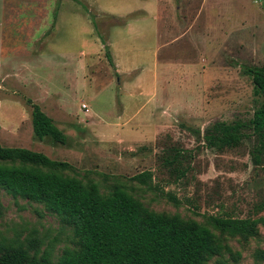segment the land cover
<instances>
[{
  "label": "rangeland",
  "instance_id": "374dc122",
  "mask_svg": "<svg viewBox=\"0 0 264 264\" xmlns=\"http://www.w3.org/2000/svg\"><path fill=\"white\" fill-rule=\"evenodd\" d=\"M0 34V60L16 48L19 62L0 66L2 145L65 161L61 173L103 195L119 187L149 210L206 225L222 245L207 264L262 263L263 223L244 239L212 218L264 217V141L250 128L238 146L209 149L193 131L248 121L263 99L241 65L264 67V0H0ZM28 99L64 144L34 135ZM0 207V248L35 241L55 264L77 247L72 226L42 203L0 187Z\"/></svg>",
  "mask_w": 264,
  "mask_h": 264
},
{
  "label": "trees",
  "instance_id": "16d2710c",
  "mask_svg": "<svg viewBox=\"0 0 264 264\" xmlns=\"http://www.w3.org/2000/svg\"><path fill=\"white\" fill-rule=\"evenodd\" d=\"M104 46L105 57L114 67L108 45ZM241 71L251 76L256 92L263 99L248 121L216 120L206 126L203 135L193 131L197 139L203 138L199 147L217 150L236 147L250 128L260 144L264 141V67L241 65ZM27 102L31 106L34 135L39 139L50 136L64 144L66 135L52 118L31 99ZM260 152L258 146L252 154L255 163L260 162ZM67 165L41 152L0 143V187L12 196L42 203L73 228L77 247L65 249L55 264H207L211 257L220 254L222 245L206 225L187 222L177 214L149 210L119 187L103 195L95 183L84 184L59 171ZM147 177V173L136 175L143 182ZM259 223L264 224V217L212 218V224L222 233L244 239L257 234ZM35 243L32 241L30 248L23 245L0 248V264H51L47 253L37 256ZM255 258L264 264V249L256 250Z\"/></svg>",
  "mask_w": 264,
  "mask_h": 264
},
{
  "label": "crops",
  "instance_id": "0c3cea01",
  "mask_svg": "<svg viewBox=\"0 0 264 264\" xmlns=\"http://www.w3.org/2000/svg\"><path fill=\"white\" fill-rule=\"evenodd\" d=\"M154 4V12H155V9H156V3H153ZM154 12H153V14H154ZM157 15H159V13H158V11L154 14V15H152V18L155 20V21H160V17L159 16H157ZM1 35V34H0ZM4 47L2 46V42L0 43V52H3V49ZM22 49V48H21ZM16 50V48L15 49H11L10 51H8V53H7V55H5V57H4V59H1L0 60V66L2 65V63L4 62V61H7V62H10V64H12L13 66H15V65H18L19 64V62H14V55H15V53H17V51H15ZM22 50H24V49H22ZM9 52H10V54H9ZM4 60V61H3Z\"/></svg>",
  "mask_w": 264,
  "mask_h": 264
},
{
  "label": "built area",
  "instance_id": "2783aa9c",
  "mask_svg": "<svg viewBox=\"0 0 264 264\" xmlns=\"http://www.w3.org/2000/svg\"><path fill=\"white\" fill-rule=\"evenodd\" d=\"M81 108H82V109H84L85 111H87V110H88V107H87V105H86V104H84V103H82V104H81Z\"/></svg>",
  "mask_w": 264,
  "mask_h": 264
}]
</instances>
